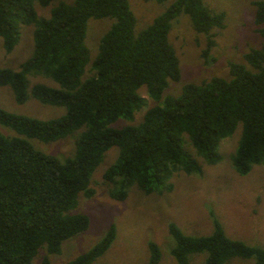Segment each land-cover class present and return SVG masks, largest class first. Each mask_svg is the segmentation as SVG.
<instances>
[{"label":"trees","instance_id":"trees-1","mask_svg":"<svg viewBox=\"0 0 264 264\" xmlns=\"http://www.w3.org/2000/svg\"><path fill=\"white\" fill-rule=\"evenodd\" d=\"M35 1L41 6L56 3L43 17ZM253 4L254 21L263 24L264 0ZM180 13L205 35L201 57L209 62L212 29L223 27L224 14L209 10L203 0H174L138 32L127 0H0V46L6 52L18 42L21 25H34L30 55L17 69L0 68V85L10 86L17 102L31 95L65 108L62 115L49 119L0 108V124L18 134L0 132V264H31L41 248L48 255L57 254L63 240L87 228L88 216L71 210L80 192L86 197L94 193L91 175L112 146L118 154L102 177L116 200H123L131 185L147 194L171 191L170 178L178 170L201 173L184 140L205 162L216 163L220 140L238 124L240 137L230 157L235 171L244 175L253 164L264 163V42L244 53L245 63L228 62L229 77L187 82L179 94L163 95L168 80L180 78L178 58L167 37L171 21ZM90 17H110L113 22L100 37L92 74L82 78L89 62L84 39ZM257 30L264 38V27ZM30 74L49 77L58 86L30 84ZM142 86L155 104L137 124L112 126L145 104L139 93ZM81 127L73 155L64 159L27 140L54 141ZM209 215L212 232L207 235L185 234L174 222L168 223L173 239L169 252L177 264H188L189 256L200 252L206 254L203 264H224L234 256L264 264V247L228 237L214 212ZM114 236L115 226L110 224L91 248L64 264L92 263ZM148 253L146 264H159L157 243L148 242ZM48 255L38 264H49Z\"/></svg>","mask_w":264,"mask_h":264},{"label":"rangeland","instance_id":"rangeland-1","mask_svg":"<svg viewBox=\"0 0 264 264\" xmlns=\"http://www.w3.org/2000/svg\"><path fill=\"white\" fill-rule=\"evenodd\" d=\"M71 1V0H67ZM135 16V32L145 28L154 17L163 12L174 0H127ZM255 0H203L204 5L213 12H223V27L213 28L214 46L210 50L209 62H203L201 50L205 45V35L196 32L185 13H180L171 21L168 41L178 58L180 78L168 80L163 95H177L183 84L199 83L218 75L229 77L228 62L245 63L244 53L251 48L260 47L264 38L254 21ZM56 1L41 6L36 1L34 7L39 16L49 15ZM110 17H90L86 23L85 45L89 62L82 78L92 74L91 62L97 53L100 37L110 27ZM34 25H21L19 40L6 52L0 46V68L17 69L26 59L33 46L32 31ZM29 83L41 81L47 85L58 86L49 77L28 75ZM145 104L134 112L131 118H118L112 126L137 124L146 109L155 104L146 94L145 87L139 88ZM0 108L6 111L27 115L38 119H49L62 115L65 108L59 105L45 104L29 95L24 102L14 99L8 85H0ZM83 127L63 138L43 142L27 138L34 148L59 159L70 157L74 152V141ZM0 132L7 136L18 135L13 129L0 124ZM241 126L237 125L233 133L220 140L218 150L220 159L216 163H207L196 154L195 149L184 140V148L197 159L202 167L201 173L173 172L170 181L171 191L163 193H144L136 185H131L123 200L109 196L110 184L102 175L114 162L118 148L110 147L102 161L94 169L89 186L94 190L90 197L81 192L73 213L88 216V226L82 232L71 236L61 243L60 252L47 254L41 248L31 264H38L45 255L49 264H64L76 255L91 248L105 233L110 224L115 226V236L106 251L90 264H146L148 261V242L159 245L161 256L159 264H177L169 249L173 239L167 225L174 222L185 234L207 235L212 232V220L209 211H213L222 224L226 235L239 239L248 245L264 247V163L253 164L249 172L238 174L231 162L240 137ZM185 137V136H184ZM204 252L192 253L188 264H203ZM253 257H231L224 264H253Z\"/></svg>","mask_w":264,"mask_h":264}]
</instances>
